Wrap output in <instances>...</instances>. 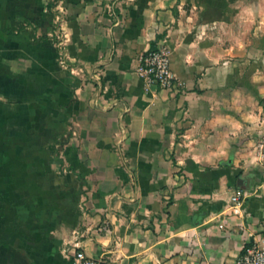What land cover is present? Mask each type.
Here are the masks:
<instances>
[{
	"label": "crops",
	"instance_id": "0c3cea01",
	"mask_svg": "<svg viewBox=\"0 0 264 264\" xmlns=\"http://www.w3.org/2000/svg\"><path fill=\"white\" fill-rule=\"evenodd\" d=\"M158 44L181 93L135 72ZM263 131L264 0H0V264H234Z\"/></svg>",
	"mask_w": 264,
	"mask_h": 264
},
{
	"label": "built area",
	"instance_id": "2783aa9c",
	"mask_svg": "<svg viewBox=\"0 0 264 264\" xmlns=\"http://www.w3.org/2000/svg\"><path fill=\"white\" fill-rule=\"evenodd\" d=\"M63 41L60 42V45ZM135 69L136 74L145 81L148 87H156L169 93L183 92V84L174 76L171 70L169 53L163 44L139 55ZM123 130V134H124ZM255 149L260 156H264V131L255 144ZM245 199V192L237 189L231 197L236 212ZM73 264H110L104 259L88 255L84 250L72 253ZM234 264H264V238L243 249Z\"/></svg>",
	"mask_w": 264,
	"mask_h": 264
}]
</instances>
